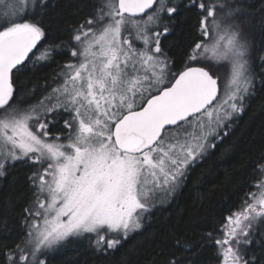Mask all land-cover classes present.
I'll return each instance as SVG.
<instances>
[{"label": "snow or ice", "instance_id": "obj_1", "mask_svg": "<svg viewBox=\"0 0 264 264\" xmlns=\"http://www.w3.org/2000/svg\"><path fill=\"white\" fill-rule=\"evenodd\" d=\"M51 7L50 0H0V177L17 161L42 165L28 177L25 234L10 248L2 244L5 264H48V252L76 241L114 254L146 230L157 202L175 195L190 165L215 147L210 138L228 134L256 90L242 0H96L94 14L71 28L77 59L61 67L59 83L32 104L21 102L22 93L10 105L19 77L64 47L44 22ZM186 9L196 10L199 34L213 38L196 42L173 69L161 37ZM127 26L141 47L122 38ZM224 61L221 92L215 69ZM61 113L68 114L63 140L55 127ZM257 170L264 173V157ZM256 187L259 194L247 193L218 225L219 237H205L222 264H264L251 247L264 253V177ZM0 226L6 233V218ZM170 236L164 264H195L196 245Z\"/></svg>", "mask_w": 264, "mask_h": 264}, {"label": "trees", "instance_id": "obj_2", "mask_svg": "<svg viewBox=\"0 0 264 264\" xmlns=\"http://www.w3.org/2000/svg\"><path fill=\"white\" fill-rule=\"evenodd\" d=\"M50 3L52 7L44 22L51 29L52 37L62 40L64 47L54 59L34 68L30 66L19 77L10 105L22 93L27 94L21 102L32 104L59 83L57 74L61 67L73 59L71 28L94 14L96 0H50ZM242 3L248 6L244 10L245 30L251 41V71L256 77L255 95L248 99L244 113L236 118L228 134H222L215 141V147L189 168L172 200L153 209L142 234L130 235L114 254H101L87 241L60 246L47 253L48 264H121L123 258H127L128 264H164L173 251L170 236L173 231L184 234L196 245L198 251L192 257L195 264H222L217 245L205 237L208 232L214 237L221 235L218 225L230 211L242 206V200L248 199L246 194L255 191L263 175L257 170V164L264 157V61L260 59L264 55V0H242ZM197 24L196 10L186 9L182 17L170 24L171 31L161 37V47L171 58L173 69L182 67L185 54L196 42H205L197 31ZM66 117L67 113H61L60 123L55 125L60 136H66V131H61ZM49 131H53L52 124ZM36 165L17 161L7 176L0 177V218L7 219L6 233L0 226V264H5L2 244L6 242L10 248L26 232L24 208L31 207L33 199L28 177ZM251 247L258 259H264L256 244Z\"/></svg>", "mask_w": 264, "mask_h": 264}, {"label": "rangeland", "instance_id": "obj_3", "mask_svg": "<svg viewBox=\"0 0 264 264\" xmlns=\"http://www.w3.org/2000/svg\"><path fill=\"white\" fill-rule=\"evenodd\" d=\"M146 16H147V15H145L144 17H146ZM136 19H141V18H136ZM125 35H127L128 38L131 39V41H132V43L134 44V46H136V47H141L140 43L137 42V41L134 39V32L131 30L130 26H127V30H126L125 32L122 33V38H123ZM204 38H205V42H206V43H211L213 37H212V35L210 34L209 36L204 37ZM72 57H73V56H72ZM76 59H77L76 57H73V59H72L71 62H75ZM193 63H195V62H193ZM209 63H211V62L209 61ZM250 65H251V69H252V61H251V58H250ZM215 71H216V74H218V75L220 76V79H219V82H220V91L223 92L224 81L226 80V78H227L228 75H229V65H228V62H227V61H224V62H222L221 64L217 65ZM165 86H167V85H165ZM218 99H219V98H218ZM67 115H68V114H67ZM34 131H35V129H34ZM68 131H70V130H68ZM49 132H50V131H49ZM222 134H223V132L221 133V135H222ZM60 137H61V140H63V139L65 138V136H63V135L60 136ZM49 138L51 139V137H49ZM210 140L214 141V143H215V141H217L218 139H215L214 137H212V138H210ZM210 149H211V148H209V149L207 150V152L204 154V156L209 152ZM204 156H203V157H204ZM200 159H201V158H200ZM200 159H199L197 162H199ZM195 163H196V162H194L192 165H190V167H191V166H194ZM36 167H37L36 169H39V168L42 167V165H41V164H37ZM190 167H189V168H190ZM188 171H189V170H188ZM187 173H188V172H187ZM262 177H264V173H263ZM182 185H183V183H182L181 186L176 190V193L180 190V188L182 187ZM255 187H256V186H255ZM254 192L257 193V194H259L260 189L256 187V189H255ZM176 193H175V194H176ZM173 197H174V195L171 196L169 199L165 200L163 203L157 202L155 208H157V207H161V206H163V205H166L167 203H169V202L172 200ZM155 208H154V209H155ZM37 219H39V218H37ZM53 251H54V250H53Z\"/></svg>", "mask_w": 264, "mask_h": 264}, {"label": "water", "instance_id": "obj_4", "mask_svg": "<svg viewBox=\"0 0 264 264\" xmlns=\"http://www.w3.org/2000/svg\"><path fill=\"white\" fill-rule=\"evenodd\" d=\"M156 6L155 5H153V8H155ZM153 9H148V10H146V12L144 13V14H142V16H145V15H147L149 12H151ZM125 15H127V14H125ZM136 18H141V17H136ZM218 84L220 85V82L218 81ZM218 98H219V95H218ZM215 103V102H214Z\"/></svg>", "mask_w": 264, "mask_h": 264}]
</instances>
